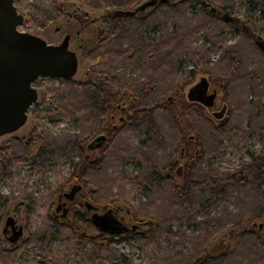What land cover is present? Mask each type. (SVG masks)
<instances>
[{
	"label": "trees",
	"instance_id": "16d2710c",
	"mask_svg": "<svg viewBox=\"0 0 264 264\" xmlns=\"http://www.w3.org/2000/svg\"><path fill=\"white\" fill-rule=\"evenodd\" d=\"M63 1L107 13L111 18L113 11H131L143 0ZM36 2L29 5L26 16L30 27L44 28L60 16L59 0ZM247 3L252 12H258L264 19V0H247ZM197 9L200 16L189 14ZM205 9L198 0L165 1L147 15L138 12L132 17L111 19L88 58L92 67L89 81L82 84L65 81L68 85L65 89L50 87L45 94V102L55 95L59 98L57 105L47 112V115L57 114L50 122H70L81 131L52 136L37 126L27 140L11 141L0 149V182L11 180L14 165L21 161L43 171L55 161H66L72 172L61 183L95 187L93 181L98 177L107 181L106 190L96 185L100 199L105 193L110 195L107 203L124 201L126 186L131 187L139 200L145 199L146 217L153 220L147 226L145 246L161 252V255L151 253L149 264H174V259H178L175 264H264V235L254 229L239 234L237 244L228 253L210 255L206 249L224 231L240 228L246 221L255 224L264 218V55L246 38L247 30L239 31L244 41L224 47L219 41L224 32L217 26L222 20ZM251 25L257 28L254 22ZM147 30L158 31L159 37L143 40ZM194 39H202V44L194 48L191 45ZM215 51L220 54L210 66L209 57ZM247 53L257 55L256 65L249 67ZM115 65L119 70L114 69ZM129 70L139 74L128 77ZM198 74L205 76L207 82L225 83L232 107L226 120L214 122L204 113L202 104L189 103L181 95L184 86ZM248 90L253 93L251 99L246 97ZM121 102L128 107H121ZM116 110L124 116L127 114L126 121L115 130H105L108 138L101 131L102 124ZM239 111L242 118L236 123ZM245 119H248L247 129L242 125ZM39 128H42L40 132ZM98 132L104 141L95 148H101L100 157L93 160L86 156L85 146ZM128 133L131 137H125ZM253 139L260 143L259 151L240 167L220 171L209 164L210 157H222L226 140L247 144ZM94 140L87 145L88 150ZM123 141L128 143L127 149L120 147ZM184 155L190 165L183 175L180 173L182 184L177 185L170 172L177 164L175 160ZM129 161L136 162L135 175L125 170ZM165 170L169 173L164 175ZM111 187L116 192H110ZM55 192L47 200L49 204L55 202ZM158 192H166L172 199L166 215L159 216L153 209L151 194ZM12 199L0 194V221ZM22 200L28 204L27 212L33 213L36 199L28 194ZM221 202L225 204L220 212L212 215L215 204ZM199 215L203 218H198ZM87 227H91L90 222L77 213L69 223H59L52 217L30 234L28 241L42 248H48L54 241L72 242L73 255L86 264L130 263L124 256L108 257L111 238L101 233L82 235ZM185 228L199 233L186 235L182 231ZM247 247L253 250L250 255L245 252ZM236 259L240 260L235 262ZM49 260L50 264H60L56 263L57 258Z\"/></svg>",
	"mask_w": 264,
	"mask_h": 264
},
{
	"label": "rangeland",
	"instance_id": "374dc122",
	"mask_svg": "<svg viewBox=\"0 0 264 264\" xmlns=\"http://www.w3.org/2000/svg\"><path fill=\"white\" fill-rule=\"evenodd\" d=\"M37 0H14V6L17 11L23 15L24 21L22 26L18 27V30L23 33H29L34 36H37L43 39L47 44L51 45H59L63 42L64 38L69 35L70 43L69 49L76 53V57L78 60V68L76 75L70 80H61L59 78H38L33 83V88L38 93V99L36 103H34L27 112V121L19 130L13 132L11 134H7L5 136L0 137V149L6 147L11 141L14 140H27L29 136L36 130L37 126H41L45 132L49 133L52 136H56L62 133H79L81 130L77 129V126L73 125L70 122H59V123H51L50 119L52 117L57 116V114L47 115V112L50 111L51 107H54L59 102L58 96H54L48 102H45V94L50 87L65 89L67 83L65 81L74 82L77 84L86 83L89 81L92 67L88 61V58L92 51L99 45L102 37L104 36V31L111 18L107 17V13H100L95 11H89L88 9L81 7L80 5H74L63 0H59L61 13L60 16L54 21L47 24L44 28H37L35 26L30 27V22H27V15L29 14L28 8L29 5L37 4ZM42 3H48L49 0H39ZM148 0H143L137 6L133 7L131 11H134L141 4ZM167 2L173 3L178 0H165ZM164 1V2H165ZM180 1V0H179ZM201 2L202 0H198ZM211 4L209 7L217 8V10H222L224 7L233 9L232 13L235 17L240 19L239 27L231 26L222 20L221 14H217V16L222 20V23L217 25L222 29V36L219 38L223 43L222 45L229 46L236 42H241V40H245L240 36V30H243V27L247 30L245 32L246 38L250 41L252 46L256 48V50L260 52V50L254 45L255 40H264V19H262L258 12H252L250 7L248 6L247 0H206ZM163 3V2H162ZM157 4H160L159 2ZM156 4V5H157ZM155 5V6H156ZM148 7L146 10L142 11L146 15L152 12L155 7ZM231 7V8H230ZM208 8L205 9L206 13H209ZM223 11V10H222ZM195 13L196 16H200L199 10L196 11L190 10L189 14ZM136 13L135 15H137ZM133 15V16H135ZM132 17V16H130ZM251 22L257 26V28L252 27ZM169 27V26H167ZM166 27V28H167ZM159 37L158 31L147 30L143 35V40H153ZM202 44V39L193 40L192 46L198 47ZM220 52L215 51L212 55H210V61L208 65L212 66L214 62L218 59ZM248 55V53H247ZM263 55V54H262ZM250 65H256L259 61L257 55L249 54ZM248 59V58H247ZM116 70H119V66H114ZM190 65H185V68H189ZM138 71H128V77H136L138 75ZM201 77H205L203 75H196L191 83L184 86L182 91V96L185 98L187 102L190 101L187 97L188 89L199 82ZM163 81V80H162ZM210 88L209 92L212 90H216V101L213 107L206 108L204 107V113L212 119L214 122H219L226 120L230 113L232 112V107L230 106L228 98V94H230L229 90L225 88V83H212L209 81ZM158 85L159 88H161ZM161 90H163L161 88ZM160 89H158L159 93ZM246 97L248 99L252 98V92L250 90L247 91ZM67 95V92H64ZM77 99V98H76ZM78 102H82L79 98L76 100ZM77 102V103H78ZM121 107L127 108V105H124L123 102L120 103ZM120 107V108H121ZM242 111L237 112L236 114V123L240 121ZM245 112V111H243ZM220 114V118L217 119L215 116ZM127 114H123L119 110L112 111L109 113L107 120L102 124V132L104 135H108L105 130L108 129H117L123 125L126 121ZM125 117V118H124ZM241 122V121H240ZM248 119L242 121V125L244 129H247ZM42 128L37 131L40 132ZM100 132L97 133L95 137H99ZM93 137L88 141L85 146L86 156L90 159H98L100 157V149H87V145L95 139ZM109 138V136H107ZM125 137H131V133L125 135ZM120 147L122 149H127L128 143L120 142ZM137 142L134 140L133 144L135 145ZM118 146V145H117ZM225 148L222 150V157L219 158L217 156L210 157L208 159L210 165H214L220 171H231L235 168L240 167L242 164L247 163L252 155L258 153L260 148V143L253 139V141L242 144L238 141L230 142L228 140L224 143ZM130 150V149H129ZM148 155H151L149 153ZM186 155V154H185ZM183 158H178L175 160L177 163L173 170H171V178L174 180L175 184H182V175L185 172L186 166L190 165V162L187 160L186 156ZM114 155H112L113 157ZM76 160V158L74 159ZM136 162L129 161L125 167V170L130 174L135 175L137 168L135 165ZM72 172V168L69 165V162L66 161H55L51 164L47 171L41 170V168L36 167V165L25 163L23 161L18 162L14 165L12 179L4 180L0 182V194L4 196H9L12 201H9L6 205L4 211L2 212V218L0 221V264H50L49 258H57L56 263L60 262V264H86L82 261L81 258L73 255L74 250L72 249V242L67 241H54L50 243L48 248H42L41 246L30 243L29 237L30 234L36 232L40 227L43 226V223L46 222L49 218L53 217V212L55 211V207L57 205V197L59 194L68 193L72 185H76V183L64 184L61 183L62 179L68 178L70 173ZM80 172V171H79ZM179 174H178V173ZM182 172V175L180 173ZM165 173H169V171L165 170ZM78 174V173H77ZM76 174V175H77ZM107 181L105 179H99L98 177L94 178L93 183L95 187L88 186L84 187L82 190L83 197L81 196L79 201L84 202L88 201L92 205L99 208V210L104 212L105 210L112 209L116 212V215L120 217H124V222L128 227L132 225H137L138 230L136 232H130L129 234L123 237H114L111 238L110 241V254L108 257L111 259H122L124 256L127 260L130 261L129 264H149L152 261L151 253L161 255V252L157 249L145 246V233H148V224L153 223L151 218H147L148 208L147 206H143L145 203V199L139 200L137 194L131 191L130 186H126V194L124 201H109L110 195L105 193V195L100 196L99 198L98 191L96 185H101V189H107ZM109 188V187H108ZM109 190V189H108ZM107 190V192H108ZM115 187L110 188V192H116ZM56 191V192H55ZM55 192V202L49 204L48 199L51 197L52 193ZM30 194L34 199H36L35 207L33 213H28L27 208L28 204L25 200H22L23 196ZM211 199L214 198L213 195H209ZM152 202L155 203L153 209H156V213L159 216L167 213L168 209L171 207L172 199H169L166 192H158L157 194H151ZM106 201V202H105ZM225 204V202H221L215 204L212 215H217L221 206ZM78 208V209H77ZM70 214L68 215V220L60 219L58 222L62 223L67 221L69 223L72 219V216L76 212V210L81 209L83 213H85V209L78 207V204L70 205ZM127 211L130 213L127 214ZM168 215V214H167ZM8 217H13L18 226L23 228V234L19 238V240L12 244L6 240L3 236V227L5 225L6 219ZM86 219L85 216L80 215ZM200 219H202V215H199ZM175 229V228H174ZM254 229L257 232H260L264 235V218L260 221H257L255 224L251 221H246L240 228L228 229L223 233L219 234L214 241H212L209 246L206 247L207 253L212 245L217 243L220 239L224 238L227 241L226 248L217 253L218 255L223 253H228L232 251L236 243V238L239 234L244 231ZM186 235H192L193 233H199L196 230L185 228L182 230ZM93 236L95 234V230L92 227H87L85 231L82 232V235ZM164 246L165 242L160 241ZM16 250V252H14ZM163 251L165 249L163 248ZM10 252H14L11 254ZM245 252L252 253L246 248ZM11 254V255H10ZM254 254V253H253ZM14 257H13V256ZM250 255V254H249ZM253 257V255H252ZM240 259H236L235 262ZM175 264L178 259L172 260ZM94 264H99L96 262ZM173 264V263H170ZM177 264V263H176Z\"/></svg>",
	"mask_w": 264,
	"mask_h": 264
},
{
	"label": "water",
	"instance_id": "95a60500",
	"mask_svg": "<svg viewBox=\"0 0 264 264\" xmlns=\"http://www.w3.org/2000/svg\"><path fill=\"white\" fill-rule=\"evenodd\" d=\"M164 1L148 0L134 11L116 10L111 14V18L130 17ZM211 11L213 12L214 9ZM224 18L227 21L232 19L228 16H224ZM23 23V15L18 13L13 5V0H0V135L16 132L26 123L27 112L38 99V93L32 86L36 79L46 76L72 79L77 73V57L67 48L69 36H66L59 46L48 45L37 36L20 32L18 27ZM254 45L264 55V40H255ZM61 56H65L67 59V65L63 69L53 73L44 71L49 68L51 59ZM202 81L206 82L205 79ZM215 96V93L208 95L203 92L200 95L195 94L189 100L210 108L214 106ZM215 117L220 118V114ZM103 141L104 136L97 137L89 145V149L97 148ZM80 188L81 186L76 184L69 193L65 194V197L71 199ZM87 208L90 209L88 203ZM109 212L102 216L92 215L93 224L101 230L106 229L103 228L104 225L109 224L111 220ZM114 221V225L120 226L118 221ZM5 225L6 227L11 226L13 232L8 239L9 242H17L23 234L22 227L15 225L13 217H9ZM226 245V239L222 238L211 246L208 253L216 255L222 252Z\"/></svg>",
	"mask_w": 264,
	"mask_h": 264
},
{
	"label": "flooded vegetation",
	"instance_id": "af4514ba",
	"mask_svg": "<svg viewBox=\"0 0 264 264\" xmlns=\"http://www.w3.org/2000/svg\"><path fill=\"white\" fill-rule=\"evenodd\" d=\"M13 5H14V0H13ZM200 5H202L205 8H208V9H210L209 7L211 6V4L208 3L206 0H202L200 2ZM212 9H214L213 12L211 11ZM222 10H217V8H211L209 10V13L216 14V15L217 14H221L222 20L224 22H226L227 24H229L231 26L239 27V25H240V19L237 18V17H235L233 15V13H232L233 12L232 11L233 9H229V8H225L224 7ZM224 16H228V17H230L232 19L230 21H227L224 18ZM243 30H246V29L243 27ZM67 36H69V35H67ZM70 39L71 38L69 36V39H68V47L67 48H68V50L70 52H72V53H74L76 55L75 52H73V51H71L69 49ZM48 45H51V44H48ZM59 45H53V46H59ZM50 61L51 62L49 64L50 65L49 68H47L46 70H44L45 72H48V73L59 72L61 69H63L67 65V59H66L65 56H61L60 58H56V59H51ZM46 77H48V76H46ZM41 78H45V77H41ZM56 78H59L61 80H70V79H65V78H63L61 76H58ZM203 79H205V78L204 77H201L200 80H199V82L195 83L194 85H192L188 89L187 97L189 99H190V97L195 96V94L200 95L203 92H206V94H208V95L209 94H212V93H215L217 95L216 90H212L211 92H209L210 84L207 81L206 82L202 81ZM215 101H216V96H215V99H214V104H215ZM217 119H219V118H217ZM7 134H11V133H4V134L0 135V137L5 136ZM73 186H75V185H72L71 186V188L68 191V193L71 191V189L73 188ZM82 190H83V187L81 186V188L74 193V195L72 196L71 199L70 198L68 199V198L65 197V194H67V192L66 193H62V194H59L58 197H57V205L55 207V211L52 214L53 215V219H55L56 221H59L60 219L67 218L68 215L70 214V210H71L70 209V205L76 203V204H78V207H80L82 209L83 208L85 209V213H83L81 209L76 210L75 213H77L79 215H82V216H85L86 217V220L90 222L91 227L94 228L95 233H101V234L106 235L109 238H114V237H118V236L123 237V236L129 234L130 232H136V230H138V226L137 225H132L131 227H128L127 224H125V222H124V217H120L119 218L116 215V212L114 210H112V209L105 210L104 212L101 213V211L99 210L98 207L92 205L88 201H84V202L79 201L80 197L81 196L83 197ZM87 203L90 205V209L87 208ZM64 210H66L65 211L66 213L64 212ZM108 211H110L109 212V215L111 217V220H110L109 224H107V225L105 224L104 225L103 228H106V229L101 230L100 228L96 227L93 224V222H92V215L98 214V215L102 216V215H105ZM129 213L130 212L127 211V214H129ZM7 219H6V221H7ZM114 220L118 221L120 223V226H118L116 224L114 225V223H113ZM15 225L18 226L17 223H16V221H15ZM2 233H3V236L6 238V240L9 242L8 239L13 234L11 226L6 227V225H4ZM12 244H14V243H12Z\"/></svg>",
	"mask_w": 264,
	"mask_h": 264
}]
</instances>
